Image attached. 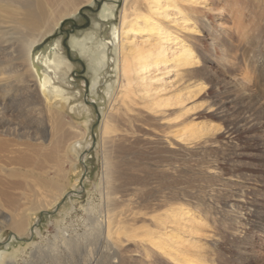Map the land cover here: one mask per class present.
Instances as JSON below:
<instances>
[{
    "label": "rangeland",
    "instance_id": "374dc122",
    "mask_svg": "<svg viewBox=\"0 0 264 264\" xmlns=\"http://www.w3.org/2000/svg\"><path fill=\"white\" fill-rule=\"evenodd\" d=\"M104 1L100 0V6L92 3L93 9L98 8L92 10L95 13L86 6L80 8L90 16L87 26L68 33L74 24H86L84 15L61 23L57 37L67 59L62 72L67 102L55 104L53 99L32 108L30 103L38 99L39 90L19 58L25 49L23 36L9 32L13 40L7 45L12 48H0V71L8 70L0 74V90L5 83L10 88L0 127L8 123L13 133L0 137L5 143L0 147V263L88 264L94 259L97 264H178L166 253L157 256L155 247L148 244L155 237L148 233L157 230L155 220L167 218V229L160 237L166 240V235L173 234L174 246L186 244L188 264H264V0L222 1L221 5L239 11L238 23L225 21L230 35L227 58L209 54L208 47L199 48L201 70L195 80H202L206 87L187 102L191 110L179 127L171 117L155 119V113L138 97L134 102L121 100L111 109V98L118 90L113 64L106 66L92 87L95 71L81 52L73 55L72 39L94 26ZM199 33L206 35L204 29ZM204 38L207 46L208 38ZM20 76L23 78L18 79ZM61 123L66 125L60 128ZM71 125L82 136L75 129L70 132ZM61 130L69 131L72 145L68 149L55 143ZM181 131L182 138L178 137ZM108 163L116 192L111 190L112 195L104 187ZM77 190H81L79 194L62 200ZM32 199L49 204L44 209L50 213L41 215L39 209H33L28 204ZM110 204L114 218L121 215L117 220L124 222L115 223L119 229L113 228L110 234L112 238L117 235L118 246L113 243L116 237L112 240L99 232L96 224L101 210ZM174 207L185 213L177 224L169 217ZM21 217L28 227L37 223L39 233L28 236L25 229L18 233L22 240L9 241L16 231L12 221ZM68 229L74 244L70 247L58 237Z\"/></svg>",
    "mask_w": 264,
    "mask_h": 264
},
{
    "label": "bare ground",
    "instance_id": "6f19581e",
    "mask_svg": "<svg viewBox=\"0 0 264 264\" xmlns=\"http://www.w3.org/2000/svg\"><path fill=\"white\" fill-rule=\"evenodd\" d=\"M222 1L224 0H105L101 6L100 11L97 12L98 19L95 21L94 26L82 30L80 34L81 35L80 38L75 37L74 39H72L73 55H76L78 52H81L83 56L87 57L90 66L94 69L96 74V77L92 82V87H95V85L101 79L103 72H105L106 66L109 65V63L113 64L111 71L113 72L112 74L115 77L114 81L115 84H117L118 86V90L117 92L115 91L116 92L115 96L111 98L113 102V104L111 103L112 104L111 109L115 108L116 105L119 104L121 100L125 102L126 99H128V101L134 102L135 97H138L141 100V102L146 104L147 108L150 109L148 111L155 113V115L153 116L155 119L171 117L173 120L176 121L175 126H177L178 124L182 126V123L179 122L183 121L182 119L186 117L188 112L191 110L190 107H188L187 102L190 103L191 101L189 100H191L195 95L203 91L206 87L205 83L202 80L199 79L195 80V77L198 75L199 71L201 70V67H199V64L201 62L200 61L201 55L199 53L200 52L199 48L200 50H206V47H208L206 51H208L209 54L218 55L220 58H224V59L227 58L228 46H229L228 42L230 35L225 26V21L233 20L235 24L239 22L238 21L239 11L237 9L232 11L231 10L232 8L229 9L226 5H221ZM230 1H235V0H230ZM92 3L94 4L98 2H96V0H0V48L2 47V45H6L7 47L4 46V49L7 50H9V48H12L11 47L12 44L10 46L9 44L7 45V43L13 40L12 39L13 37L9 38L10 36L9 32L11 33L15 32L16 34L20 32L21 36H23L22 41L24 42L25 49H23V53L20 54L19 58L22 61V63H24V65L27 67V69L30 71V75H29L31 77L30 80L34 82L35 87L39 90V95L38 94L37 95L40 97L39 98L37 96L38 99H34L30 103V105L33 104L32 108L36 109V106L40 102L49 103V101L51 100L53 101V99L55 100L54 101L55 104H61L62 101L67 102L69 100V98L66 96V91L62 84L65 81L62 76V72L64 71V66H66L65 64L67 62V59L65 58V54L63 52L62 46L60 44L57 35L61 31L60 30V27L62 26L61 23L65 21V19L69 17L72 18L82 17L83 12L81 14L80 8L82 6L83 7L93 6ZM216 4H220L221 8L215 7ZM92 12L95 13V11ZM219 12L220 15H216ZM6 24H12V25L7 26ZM200 29H204L206 31L205 36L200 35L199 33ZM69 34H71V32ZM12 35H14V33H12ZM206 36L208 38L207 46L204 44V39H205L204 37ZM13 52L12 53L10 52L11 54H9V56L12 57ZM5 70L6 68L0 71V74L1 73L7 74L8 70L6 71ZM22 78L23 77L20 76V78L18 79H22ZM1 89L2 91L0 90L1 91L0 107L2 108V110H0L1 111L0 115L1 114L4 115L6 112L5 107L6 104L8 103L7 96L8 93L10 92V88L8 87V84L5 83L1 86ZM74 106H72V111L75 108ZM32 112L34 111L32 110ZM62 123L59 125L60 128L61 126L66 125V123H64L63 125ZM184 123L183 125H185ZM2 124L3 125L0 127V137L6 138L12 135L13 133L9 132L8 123H2ZM111 127L112 126L110 125L109 129H111ZM72 129L76 130L78 136H82L81 131L71 125V129H69V131L71 132ZM67 132L66 133L64 131L61 132L59 139L56 142L54 141L56 145L65 144L66 149L70 148L72 144L71 145L69 144L71 139L68 137L69 134ZM192 133H195V131H192ZM181 136H183L182 131L181 133L178 134V137ZM35 138L38 137L36 136ZM6 141L7 139L5 140V142ZM3 144L5 143L0 142V147H2ZM77 144H79V146L81 147L80 143ZM88 146L90 147V143L88 144ZM66 149H64L65 151L62 152L64 153L65 158L68 157L67 155L68 152L66 151ZM82 161L83 163L86 162L85 153L82 155ZM106 166L107 167L104 171L106 183L104 187L106 188L107 192L108 191L110 192L112 190L114 193H116L112 182V178L110 177V173L113 172V170L112 168H109L110 166L109 163ZM42 179L43 178H41V180ZM66 179L67 178L65 177V182L67 181ZM48 180H50V178ZM59 181L60 180H58V182ZM27 182H32V181L28 180ZM38 182L39 181H37V183ZM62 182H64V179ZM37 183L35 182L34 184L37 185ZM38 184H40V182ZM35 188L37 190V187ZM80 188H82V185L80 186ZM79 191L81 190L73 191L67 193L66 195L64 194L63 195L64 197H67L68 195H74V194L76 195L80 193ZM112 191L110 192L111 193L110 195H112ZM36 192L37 191H35V193ZM64 197L62 198L64 199ZM54 199L55 197L53 198V201L56 200ZM39 200L40 199L37 200L32 199L30 203L28 202V204H30V206L33 209L34 208L39 209L41 211L40 212L41 215L45 213H50L49 211L44 209V207H46V205L49 204L44 205V203H42L43 201L40 202L41 200L40 201ZM176 208L175 210L170 209L172 213L169 216L172 217L173 222L175 224L179 223L181 221V217L185 215L184 211L182 210L177 211ZM101 209L102 208H100V210ZM104 211H106V213H104ZM127 211H129V209H127ZM42 212L44 213L42 214ZM101 212L102 213L99 215L96 223L99 227L98 230H100L99 232L107 233L108 236H110V234L113 233V231L115 230L113 228H118V224L116 225L114 224L119 222V220L117 219L120 218L121 215L119 217L117 215V219L114 218V208L112 207L111 204L109 207L107 205L105 209L101 210ZM192 219L194 220V218ZM155 221H156L157 230L156 231L154 230L155 232H148L150 233V235L155 237L154 238L150 237L151 240H148L149 242L148 244L151 243L155 247L154 249L157 250L155 252L156 255L160 256L162 253H166L167 258H169L170 260H173L178 264H188L190 257L188 258V254L185 251L186 244L185 247L183 245L174 246L175 238L172 236L173 234L172 235L170 234L169 236L166 235L168 237V239L166 240H163V238L160 237V233L161 232L164 233L163 231L167 229L165 227V225L168 224L167 218L166 219L159 218ZM122 222L120 221L119 225ZM12 225L16 231L11 235V240L14 239L22 240L23 238H20L18 236V233L22 234L25 231V229L27 230L26 234L28 236H33L39 233V228L36 227L37 223L32 224V226L28 227L26 225L25 218L23 219L22 217L19 219L15 218V220L12 221ZM129 225L131 226V224ZM61 232L62 233H60L58 237L62 238V241L65 242V245L67 247L74 245L72 243L73 238H71L72 234L70 229ZM176 236L178 235L175 234V237ZM110 238L114 240L111 236ZM116 240L119 242L120 240L118 239V237H116V239L113 242L114 245L116 244L118 246L119 243L115 242ZM170 244H172V247L170 246ZM188 245L191 246L192 244L188 243ZM199 246L200 245H198V247ZM195 247L196 246L192 247L193 251ZM118 248L120 249V247ZM1 254L2 253H0V256ZM116 256H117V252H116ZM206 256L208 257V255ZM109 260H111V258H109ZM88 264H97V262L96 260L92 259ZM109 264H112V261L109 262ZM193 264H197V263L193 262Z\"/></svg>",
    "mask_w": 264,
    "mask_h": 264
},
{
    "label": "water",
    "instance_id": "95a60500",
    "mask_svg": "<svg viewBox=\"0 0 264 264\" xmlns=\"http://www.w3.org/2000/svg\"><path fill=\"white\" fill-rule=\"evenodd\" d=\"M96 2H98L97 4L100 6V4H99V1L98 0H96ZM86 7H88L89 9H91V10H97V9H93V7L92 6H86ZM82 12H83V10H82ZM82 12H81V14H82ZM84 15V17H85V19H86V24H84V25H80V24H74L73 26H72V28L68 31V33H70V32H73L76 28H81V27H85V26H87L88 25V23L90 22V19H89V17L87 16V15H85V14H83ZM72 21H76V20H73L72 19ZM65 21H63L62 23H64ZM66 47H67V50H69V46L66 44ZM83 181H84V179L82 178L81 179V185L83 186L84 184H83ZM80 192V191H79ZM66 199V197H64V199H63V201ZM57 209L59 208V205L56 207ZM44 212H46V211H44ZM44 212H42V214L44 213ZM11 240V235H10V237H9V241Z\"/></svg>",
    "mask_w": 264,
    "mask_h": 264
}]
</instances>
